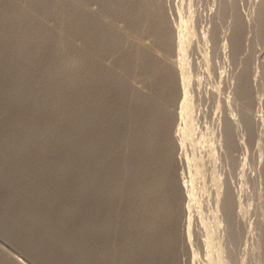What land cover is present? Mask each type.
Listing matches in <instances>:
<instances>
[{"label": "rangeland", "instance_id": "obj_1", "mask_svg": "<svg viewBox=\"0 0 264 264\" xmlns=\"http://www.w3.org/2000/svg\"><path fill=\"white\" fill-rule=\"evenodd\" d=\"M136 1L140 2L142 0H0V264H107L102 262L105 260L100 252L101 250L98 247V241L95 235L96 224H99V220L107 214L108 217H111V219H109L111 224L114 223L113 228L117 232H115L116 235H118H115V237L118 241H121H119V243L121 245L123 244L126 249L128 247L126 245H129V250H136L134 258H128L124 264H180L181 262V264H193L195 261L196 264H237V261L238 264H264V26H262L263 28L259 26L260 31H258L259 7L262 4L264 5V0H251L250 2H248L249 0H238V4L245 6L246 8L239 10L241 20L244 22L239 30L242 37H236L234 39L239 41V45H241L242 51L240 49L241 53H239V55L242 53L244 54H242V57L239 56L236 60L230 54L232 48L229 49V47L232 46V44H230L232 41H229L232 39L229 38H232V31L235 28V22L237 21L235 17L236 11L232 10V12L231 10L216 9L224 0H219L220 3L217 2L218 0H193L189 6L190 9L188 8L189 3L191 2H189V0L188 4L186 0H178V2H176L177 0H166V2L164 0L166 3H164L165 7H171V9L174 10L177 8L176 5H178V9L180 10L183 6V4L181 5L182 1L184 3V7L179 12L176 10L175 13L174 10L171 11L169 8L168 10L167 8H164L163 10L166 15L169 14L168 16H165L166 19L169 18V21L167 22L169 25L171 24V28L173 30L176 28V31H173L176 32L174 34L176 35L175 38H180L182 35L181 32L183 33L181 41L184 40L183 49L187 48V50H184L186 55L182 53L183 50L179 53L176 50L173 56L178 57L173 58L176 61L178 59L177 62L179 65H177L178 67H181V70L182 68L185 69L182 70L183 73L185 75L186 72L188 73L186 77L184 75L185 81L188 79V85L186 84L187 81L184 82V86L186 84L185 89L187 90V98L178 100V98H176L174 94H171V92L167 93V100L170 101H167V103L169 102L168 104L170 105L167 104L166 106L168 108L171 106V109L167 108L166 113L168 112L169 114L165 113L166 116L162 114L157 116L158 119L156 118V122L153 126L155 129L152 127L153 129H150L147 133V136L150 135V138H147L144 135L143 127L135 131L136 127H134L133 115L130 110L129 84L131 71L130 67H128L130 66L128 56L129 42L133 39L131 36L133 33L131 32L135 26V31L138 33H140L138 30L141 29L139 27L141 22L139 24L134 22L132 17L134 13L133 10L135 11V8L138 10V7L142 5V3H137ZM209 1L213 4L209 3ZM173 3V7L175 6L174 8L172 7ZM210 4H212V6ZM253 4L255 5L253 6ZM85 8L88 9L86 10ZM187 10H189V12ZM218 10L221 14H219ZM228 11L232 13L231 15L228 13V16L230 15L229 17L226 16ZM84 13L86 15H84ZM179 13L184 17L182 18ZM179 17L182 19L180 20ZM182 20H184V22L181 23ZM172 21L176 22L171 23ZM177 21L178 25L176 24ZM216 21L218 22L217 27L214 26ZM183 24H185V26ZM248 24L252 27L250 31L248 30L250 27ZM181 27L183 28V31H180L182 30ZM211 27L216 30L214 31ZM131 28L132 30H130ZM211 29L212 31H210ZM218 29H221L222 31H219ZM213 31L216 35L219 32H222V36H220L219 33V35H217L218 39H214L216 35H213ZM141 33L139 37H146L144 34H142V36ZM212 35L213 37H211ZM85 37L87 38V41L91 40L89 45L90 48L94 45V41L92 40H96L98 37L100 38L97 47H99V52L102 55L100 56V59H103L98 60L97 68L93 67L94 70L92 71L95 73L91 71L89 74V77L95 83L88 78L87 74H85L86 70L84 73V69H86L88 64L91 65L92 61V59H90L86 64L83 60ZM155 37L156 36L153 35L149 37L147 36L148 39H144L143 45L145 44L147 48L155 47L153 46V44L155 45ZM220 37L222 43L218 41ZM88 38L90 40H88ZM210 40L211 42H214L215 45L219 42V44H226V42L224 43L223 41L228 40L226 44V47L228 46V48H226V50L227 54L229 53L230 56L229 54L226 55V57L221 55L220 58L218 45H213ZM190 43H195L194 45H196L197 48L193 44L190 46ZM199 44L202 47H200ZM193 46L198 50L202 48L201 52L200 50L192 49ZM214 46L217 47V49ZM193 50L195 52H192ZM160 53L162 56L163 51L159 50V56ZM216 53L217 55H214ZM199 56L202 59H200ZM203 56L206 58V61ZM219 58L220 60L222 59L220 61L221 63L219 62ZM229 59L233 60L230 61ZM109 61H111V63ZM233 61L236 64L238 63V66L234 64L235 70L232 67ZM180 62H182L181 65ZM245 63L246 66L250 63L247 66V69H250L251 66L252 69L250 70V73H252V71L254 73H252V76L254 78L258 76V79L256 78L257 81L255 79L256 82H254L255 86H252L251 97L259 96L263 99L261 105L258 106L257 104H252L249 107V114H252V119L250 118L251 120L249 119L250 121L248 122L242 119L244 118L242 111L243 101L241 102L240 100H237L236 79L237 76L246 69ZM109 64L111 68L110 66L108 68ZM215 64L218 67H216ZM226 64L229 66L227 67ZM196 66H198L200 71ZM219 66L221 68L220 70L218 69ZM241 66L244 67L242 68ZM207 68L209 71L206 70ZM106 69L108 70L106 71ZM236 71L237 73L235 74ZM189 74H191L193 79H191ZM100 75H102V77H100ZM99 77L102 79H99ZM85 78L88 79H86L87 82H85ZM209 79L212 81H209ZM137 81L135 83H137L138 86H142H139L140 88H143V90L146 89L145 91L148 90L149 83L145 77L139 78ZM142 82L143 84H141ZM85 83L87 85H85ZM207 85L208 90H206ZM187 86L189 90L187 89ZM87 88H89L90 91ZM188 92L192 95L190 94L191 96H189ZM95 93H97L96 96H93ZM174 97L175 99H172ZM182 100L184 101L182 102ZM210 100H213V102ZM176 102H178L177 105L175 104ZM179 103L182 105L184 103V109ZM189 103H192V105ZM217 103H219V105ZM172 107L174 108L173 110ZM185 107L188 109H185ZM182 109L184 110V113L181 111ZM190 109H192V111H189ZM228 111L239 120L237 121L236 140L240 148H237L236 151L233 152V154L235 153L234 155L227 148V137L225 128H223V121L225 122L224 116ZM188 112H191V116ZM253 114L261 115L262 118H260L261 116H259V118L263 122H261V120L259 122L257 121L258 123L256 120L254 121L252 117ZM198 116L199 118L196 120V117ZM216 116H218L217 119ZM159 117L161 118L159 119ZM163 117H168L167 119L169 121ZM172 117L174 118L172 119ZM191 117L194 119L192 120ZM157 120H159V123ZM243 120L245 123H239ZM182 121L184 123L183 125ZM190 121H193V123ZM194 122L197 123V125ZM221 123L223 124L221 125ZM161 124L166 125L163 126ZM189 124L190 126H188ZM191 124L193 129H191ZM217 124L220 125L221 129ZM250 125L253 129L248 127ZM156 127H158L157 130L160 129L157 131ZM176 127H178V129ZM189 127L191 128L189 129ZM168 128H171L172 130H169ZM179 128L181 129L180 131H178ZM244 128H248V131L246 129L243 131ZM162 129H164V131H162ZM175 129L176 131H173ZM166 130H168L169 133ZM185 130L188 137L186 136L185 138L187 139L184 138V140H182L185 136V133L183 134L182 132H185ZM135 132L141 134L140 137L137 138L138 142L134 136ZM172 132L176 134L175 140L181 139L180 141H183L180 142L177 140V145H179L177 147L173 145L174 137L172 138L171 136ZM170 133L171 135H169ZM177 133L179 134L177 135ZM182 134L184 136H182ZM166 138L168 141H165ZM162 139L164 143L162 142ZM147 140L148 144H150L146 155L143 148H140L139 145L141 144V141L144 144ZM185 141L186 145L184 143ZM179 142L183 144H179ZM136 144L137 148L135 147ZM190 145L193 149L190 148ZM213 145L215 146V149H212V147H214ZM185 148L187 149L186 152L184 151ZM180 149H182V151ZM213 150H215V152ZM190 151L192 154L195 153V156L192 155ZM181 152L182 154H180ZM170 153L172 154L171 156ZM208 153L209 155L211 153L214 154H211L210 156L211 159L213 156L214 160L207 158L209 156ZM178 154L181 156L177 157L176 155ZM187 154V157L190 158H185V155ZM173 155H175L178 160L173 157ZM144 157L151 158L152 160L150 162H153L151 163V168L153 167L152 171L149 173V170H151L150 168L147 173L150 174L151 177L153 174V176H155L158 173L157 177H152L153 179L148 175L149 178L145 177L146 181L148 179L156 180L160 175L161 177L159 176L156 183L162 185L159 187L158 184L157 187L162 190L166 189L164 191L166 196L169 194L170 189L168 203L165 204L164 207L162 205L163 208H159V212L156 211L158 208H154V210H152L153 212L150 213L151 216L147 215L146 210L149 211L150 208L153 209L152 207L156 204L155 201L157 199H154L153 205L149 202L151 206L143 208L145 197L142 192L144 186L142 183V166L140 165H142ZM179 158H181L182 161L181 159L179 160ZM193 158L195 160H193ZM186 159L189 161L192 159L190 162H194L191 164L188 160L186 161ZM206 160H208V162ZM185 162L187 163L185 164ZM201 162L203 166L200 164ZM203 162L205 164H203ZM193 164L198 168L195 169L196 167L193 166V168L191 167V170L188 169V166H192ZM212 164L214 165L212 166ZM180 165L188 166L187 169H185L186 166L182 167ZM156 167H159V170H156L158 169ZM153 169L156 170H154V173ZM176 169L182 171L179 170L178 172V176L180 177L177 176ZM193 169L196 172L193 171ZM189 170L190 173H187ZM160 172L161 174H159ZM193 172H195V176ZM196 173L198 178L196 177ZM187 174H191L189 175L190 179L194 182L195 180L197 181L195 183L188 182L191 180ZM185 176L187 178V180H185L186 182L183 180L185 179ZM162 177L167 182H163ZM191 177H195L196 179ZM160 178L162 179V182ZM202 178H204L203 181H201ZM208 179L209 181L214 179V181L209 182ZM146 181L145 183H147ZM215 181L217 186L216 184H213ZM98 182L101 183L99 184ZM168 182H170L169 185ZM177 183L178 185H176ZM181 183L187 185L189 189V198H191L189 199L187 197L188 200L185 198V202L183 200L181 203H184L187 208L190 205V208L186 210V215L188 214L190 217V225L188 226V223H185L183 229L181 226L182 212L180 211V207L178 209L179 204H177L178 199L180 198L179 193L177 194V190H180L178 186ZM170 184L171 186H176L178 189L175 187L173 188V186L171 187ZM190 184L198 185H195V188L193 187L194 185H191L190 188ZM220 184L221 187L219 186ZM163 185H165L166 188ZM210 187L213 189V192ZM192 188L195 191H193ZM217 190L220 192H224L225 190V195H223L222 192H219V195L216 193L218 192ZM173 192L175 197L172 196ZM208 193L211 194L208 195ZM221 194L223 196H221ZM196 195L197 197H195ZM226 195L229 198L230 195H232L234 197L232 198L236 200V202L235 200H232V205L234 207L233 210L234 213L236 212V216L237 212L240 211L241 213H238V216L237 218L235 216V219H239L238 217H240L239 223L241 222L242 225L236 220L234 230L230 221L225 219L227 218L229 220L227 211H224L226 210L224 209V201L227 199ZM219 196L223 197L224 201H222V198ZM196 198H198L199 202ZM214 198L216 201H214ZM217 198L221 199L218 200ZM170 199H172V206L169 203ZM190 200L194 202L192 203ZM215 202L216 205H214ZM235 203H237V205ZM113 204L115 206H113ZM167 205L173 208L170 209ZM213 205L218 207L217 212L221 211L219 212L220 214L216 212V207ZM222 205L224 207H222ZM166 207L167 209H165ZM235 207H237L236 211ZM197 208L198 210H196ZM161 209H163L164 212L163 210L161 211ZM155 211L158 213H155ZM160 211L164 213L165 216L162 215ZM197 211L203 215V218L200 214V216L198 214L194 215ZM159 213L162 216H159ZM165 213L169 214L167 215ZM170 214L173 215L174 219ZM178 214H180L179 217ZM192 214L194 216L191 219ZM215 214L216 217L214 216ZM224 214H226L227 217ZM220 215L224 218L221 216L223 218L221 219V217H219ZM198 216L203 219V223L206 221L209 226H207L205 222L204 225L206 226L204 228V226H202L203 223L201 221V223L199 222L201 219ZM175 221H180V224ZM225 221H227V224ZM147 222L151 223L149 224ZM155 223L156 225H160V227L157 226L156 228ZM172 223H174V226L171 225ZM229 223L231 226L230 228L228 227ZM178 227L179 229H177ZM190 227H193V235ZM138 228L139 231H137ZM146 228H149V230ZM200 228H202V230ZM203 228L204 230L208 228V231H204ZM152 229L160 231H158V233L156 230L152 231ZM229 229L230 231L232 229L230 233L232 236L230 238V234H228L230 232ZM199 230H201V232ZM209 230H211V234H213H209L211 237L207 235L208 232H210ZM136 232L139 233V236ZM149 233H152V236L149 235ZM186 233L187 236L185 235ZM146 234L149 237H147ZM202 235H204L207 240L205 238L203 239ZM188 236L190 238H188ZM207 236H209V238H207ZM143 237L146 241H144ZM200 237L203 241L205 240V243H202L203 241ZM232 237H236L239 240L236 238L234 240ZM211 238H213V240ZM150 239H152V241ZM155 241L158 245H153L156 243ZM208 241L210 244L212 241L213 243L209 246ZM234 241H237L240 245H238L237 242L234 244ZM127 242L129 244H127ZM164 242L165 245L163 244ZM186 242L187 245L185 246ZM94 243H97L96 246H94ZM196 243H198V245ZM235 245L237 248H235ZM183 247L187 248L185 249ZM160 248L165 256L158 252V249ZM154 249H156V251ZM231 249L232 252H230ZM165 251H167V253ZM174 251L178 253L176 254ZM188 252L189 254H187ZM196 252L199 257L196 255ZM124 253L130 256V253L128 252ZM191 254L193 256H190ZM120 255L121 254L119 253V257L123 258V255ZM11 257H13V259ZM186 257H188V262ZM191 259L194 261L191 262Z\"/></svg>", "mask_w": 264, "mask_h": 264}, {"label": "bare ground", "instance_id": "obj_2", "mask_svg": "<svg viewBox=\"0 0 264 264\" xmlns=\"http://www.w3.org/2000/svg\"><path fill=\"white\" fill-rule=\"evenodd\" d=\"M73 1V0H72ZM124 1V0H123ZM131 1V0H130ZM138 1H140V0H138ZM174 1H176V0H174ZM181 1V0H180ZM183 1H185V0H183ZM183 1H182V3H181V5L183 4V6H182V8L184 7V3H183ZM187 1V4H188V0H186ZM191 1V2H190ZM192 1L193 0H189V5H188V8L190 9V5H191V3H192ZM214 1V0H213ZM217 1V0H216ZM231 1V2H230ZM230 1H222L221 3L219 2V0L217 1V2H219L220 4L218 5V7L216 8V9H223V10H235L236 11V26H235V28H234V26H233V33H232V35H231V33L229 32V34L231 35V37L232 38H229V39H232V40H229L227 37V39L229 40V41H232V43L230 42V44H232V46L231 47H229V49L230 48H232L231 49V51H230V54L232 55V57L233 58H235V60L236 59H238L239 58V56H241L242 57V54H244V53H242V54H240L239 55V53H241L240 52V49H241V45H239V41H237V40H234L236 37H242L241 35H240V29H241V27H242V24L244 23L242 20H241V14L239 13V10H241V9H245L246 7L245 6H241L240 4H238V0H230ZM243 1H245V0H243ZM242 1V2H243ZM251 0H249L248 2H250ZM256 1V0H255ZM128 2V1H127ZM137 2V1H136ZM165 2H166V0H165ZM164 2V0H142V1H140V2H137V3H142V5L140 6V7H138V10H136L137 8H135V11L133 10V21L134 22H137L138 24L141 22V24H139L140 26V30L142 31V33H141V31L140 30H138V28H137V30L141 33V35L142 34H144V35H146V37H139L140 36V33H138L137 31H135V28H136V26H135V28L132 30V28L130 29V30H132V32L131 33H133V34H131V36L133 37V39L129 42V65L130 66H128V67H130V71H131V73H130V77H131V79H130V110H131V114L133 115V124H134V127H136L135 128V131H137V130H139L140 128H142L143 127V131H144V135L147 137V138H150L149 136H147V133H148V131L150 130V129H155V127H153L154 126V123L156 122L155 120H156V118H157V116L159 115V114H162V115H164V116H166V114L168 113H166V110H167V104L170 102L169 100H167V97H168V92L170 93L171 92V94H174V96L176 97V98H178V100H181V99H186L187 97H186V89H185V86H186V84L188 83V79H186V81H185V77H186V75L188 74L186 71V75L183 73V71L182 70H185V69H183L182 68V70H181V67L179 68L178 67V59H177V61L174 59V58H176V57H178V56H173L175 53V51L177 50L178 51V53L181 51V50H183L182 51V53H184V50H187V48L186 49H183L184 47H183V41H181V37L183 36V33L181 32V37L180 38H175V36L176 35H174L176 32H173L174 30L171 28V24L169 25V23L167 22V21H169L168 19H166V16H168L169 14H167L166 15V13H164V8H167V7H165V3ZM167 2H169V1H167ZM173 2V1H172ZM171 2V3H172ZM176 2H178V0L176 1ZM248 2H247V4H248ZM80 3V2H79ZM108 3V2H107ZM132 3H134V2H132ZM136 3V4H137ZM165 3V4H164ZM170 3V2H169ZM168 3V4H169ZM186 3V2H185ZM209 3H212V2H210L209 1ZM245 3V2H244ZM256 3V2H255ZM178 4V3H177ZM186 4V5H187ZM213 4V3H212ZM212 4H210L211 6H212ZM216 4V3H215ZM251 4V3H250ZM82 5V4H81ZM113 5V4H112ZM133 5V4H132ZM131 5V6H132ZM140 5V4H139ZM170 5V4H169ZM173 5H174V3L172 4V7H173ZM176 5V4H175ZM185 5V6H186ZM209 5V6H210ZM255 4H253V6H254ZM107 6V5H106ZM117 6V5H116ZM130 6V5H129ZM167 6V5H166ZM177 6V8H176V10H178L177 12H179V11H181V9L179 10L178 9V5H176ZM210 6V7H211ZM252 6V5H251ZM260 6V5H259ZM115 7V6H114ZM128 7V6H127ZM137 7V6H136ZM175 7V6H174ZM173 7V8H174ZM216 7V6H215ZM94 8V7H93ZM129 8V7H128ZM169 8V7H168ZM168 8H167V10H168ZM180 8V7H179ZM209 8V7H208ZM212 8V7H211ZM213 8H214V6H213ZM86 10L88 9V8H85ZM171 9V7L169 8V10ZM259 16H258V28H259V26H264V5L262 4L260 7H259ZM84 10V9H83ZM118 10V9H117ZM128 10V9H127ZM172 10H174V9H171V11ZM176 10H174L175 11V13H176ZM212 10V9H211ZM219 10H218V12H219ZM223 10H221V11H223ZM88 11H90V10H88ZM174 11H173V13H174ZM188 12H189V10H187ZM232 11V12H233ZM243 11V10H242ZM65 12V11H64ZM132 12V11H131ZM223 12H225V11H223ZM168 13H169V11H168ZM171 13V12H170ZM175 13H174V15H175ZM184 13V12H183ZM213 13V12H212ZM211 13V14H212ZM226 13V12H225ZM228 13H230L229 11L227 12V15L226 16H228ZM180 14V13H179ZM219 14H221L220 12H219ZM232 13H230V15H231ZM67 15V14H66ZM84 15H86L85 13H84ZM129 15V14H128ZM166 15V16H165ZM177 15V14H176ZM181 15V14H180ZM179 15V16H180ZM213 15V14H212ZM211 15V16H212ZM215 15V14H214ZM218 15V14H217ZM229 15V16H230ZM108 16V15H107ZM173 16V15H172ZM219 16V15H218ZM223 16H225V15H223ZM222 16V17H223ZM225 16V17H226ZM228 16V17H229ZM127 17V16H126ZM177 17H178V15H177ZM181 17H182V15H181ZM179 17L180 18V20L184 17ZM225 17H223V18H225ZM91 18V17H90ZM89 18V19H90ZM175 18V17H174ZM227 18V17H226ZM93 19H95V18H93ZM111 19V18H110ZM172 19V18H171ZM177 19V18H176ZM218 19V18H217ZM216 19V20H217ZM100 20V19H99ZM128 20V19H127ZM175 20V19H174ZM173 20V21H174ZM188 20V19H187ZM212 20H213V18H212ZM220 20V19H219ZM232 20H233V18H232ZM98 21V20H97ZM104 21V20H103ZM171 22V23H175V22ZM186 21V20H185ZM214 21H215V19H214ZM218 21V20H217ZM216 21V23H215V25L214 26H216L217 27V22ZM83 22V21H82ZM134 22H133V24H134ZM182 22H184V20H182L181 21V23ZM91 23V22H90ZM99 23V22H98ZM97 23V24H98ZM220 23V22H219ZM227 23V22H226ZM69 24V23H68ZM82 24V23H81ZM84 24V23H83ZM93 24V23H92ZM132 24V23H131ZM177 25H178V21H177V23H176ZM222 24V23H221ZM223 24L225 25V23L223 22ZM232 24H233V22H232ZM115 25V24H114ZM137 25V24H136ZM179 25H180V23H179ZM184 26H185V24H183ZM212 25H213V23H212ZM224 25H222V26H224ZM247 25V24H246ZM245 25V26H246ZM249 25V24H248ZM133 26V25H132ZM173 26V25H172ZM176 26V25H175ZM181 26V25H180ZM179 26V27H180ZM183 26V27H184ZM250 26V25H249ZM256 26H257V24H256ZM131 27V26H130ZM137 27H138V25H137ZM177 27V26H176ZM213 27V26H212ZM211 27V28H212ZM218 27H220V26H218ZM225 27V26H224ZM227 27V26H226ZM244 27V26H243ZM80 28V27H79ZM228 28V27H227ZM227 28H225V29H227ZM230 28V27H229ZM250 28V29H249ZM248 28V30L250 31L251 29H252V27L250 26ZM263 28V27H262ZM181 29L182 30H180V31H183V28L181 27ZM214 31L216 30V29H214V28H212ZM212 29L210 30V31H212ZM221 29H224V28H221ZM221 29H218L219 31L221 30ZM232 29V28H231ZM247 29V28H246ZM228 30V29H227ZM242 30H243V28H242ZM244 30H245V28H244ZM247 30V31H248ZM91 31V30H90ZM176 31V30H175ZM178 31V30H177ZM213 31V35H216L215 34V32ZM219 31H217V32H219ZM222 31V30H221ZM230 31V30H229ZM248 31V32H249ZM257 31V30H256ZM258 31H260V28L258 29ZM227 32V31H226ZM78 33V32H77ZM129 33V32H128ZM210 33H212V32H210ZM220 33V36H222L221 35V33L222 32H219ZM219 33L217 34V35H219ZM178 34V33H177ZM227 34V33H226ZM101 35V34H100ZM151 35H153V36H156L155 37V40H154V43H155V45L153 44V46H155V47H146V45L144 44L143 45V41H144V39H146L147 38V36L149 37V36H151ZM213 35L211 36V37H213ZM217 35H216V37H214V39L215 38H217L218 39V37H217ZM225 35V34H224ZM228 35V34H227ZM230 35H229V37H230ZM80 36V35H79ZM120 36V35H119ZM143 36V35H142ZM178 36H179V34H178ZM92 38V37H91ZM226 38H223V39H226ZM93 39V38H92ZM130 39V38H129ZM148 39V38H147ZM88 40H90L89 38H88ZM221 40V37H220V39L218 40V41H220ZM227 40V41H228ZM91 41V40H90ZM90 41H87V38L85 37V43H84V54H83V56H84V61L86 62V64H87V61L88 60H90V59H92V61H91V65H87V67H86V69H84V73H85V70H86V73L85 74H87V76H88V78H90L89 77V74H90V72L92 71V70H94L93 69V67L94 68H97V66H98V60L101 58L100 56H102L101 55V53L99 52V50L100 49H98L99 47H97V44L99 43V41H100V38L98 37V38H96V40L94 39V40H92V41H94V47H93V49H92V47L90 48ZM205 41V40H204ZM215 41H217V40H215ZM227 41H223L224 43L226 42V44H227ZM58 42H60V41H58ZM115 42V41H114ZM128 42V41H127ZM200 42H203V41H200ZM199 42V43H200ZM210 42H211V40H210ZM209 42V43H210ZM221 42V41H220ZM219 42V43H220ZM116 43V42H115ZM114 43V44H115ZM146 43V42H145ZM148 43V42H147ZM149 43H150V41H149ZM196 43V42H195ZM194 43V44H195ZM211 43H213V45H215L214 44V42H211ZM216 43V42H215ZM219 43H216V45H218V50H219V53H220V58H221V55L222 56H224V57H226V55H228L227 54V50H226V48H228V46L226 47V44H219ZM222 43V42H221ZM58 44V43H57ZM64 44V43H63ZM100 44H102V43H100ZM99 44V45H100ZM187 44V43H186ZM191 44V43H190ZM193 44V43H192ZM192 44L190 45V46H192ZM193 44V45H194ZM204 44H207V43H204ZM66 45V44H65ZM105 45V44H104ZM150 45V44H149ZM189 45V44H188ZM187 45V46H188ZM198 45V44H197ZM203 45V44H202ZM215 45V46H216ZM113 46V45H112ZM116 46H117V44H116ZM184 46H186V45H184ZM195 47H196V45H194ZM194 46H193V48L192 49H195L194 48ZM199 46H200V44H199ZM207 46V45H206ZM214 46V47H215ZM59 47V46H58ZM200 47H202V46H200ZM200 47H198V48H200ZM205 47V46H204ZM149 48H151V49H149ZM197 48V47H196ZM216 49H217V47H215ZM113 49H114V47H113ZM188 49H189V47H188ZM191 49V50H192ZM202 49V48H201ZM201 49H199L200 50V52H201ZM214 49V48H213ZM81 50V49H80ZM101 50H103V49H101ZM108 50V49H107ZM115 50V49H114ZM159 50H161V51H163V55L161 56V53H160V56H159ZM195 50H198V49H195ZM198 50V51H199ZM215 50V49H214ZM113 51V50H112ZM189 51V50H188ZM188 51H185V52H188ZM216 51V50H215ZM214 51V52H215ZM241 51H242V49H241ZM192 52H195L194 50L192 51ZM245 52V51H244ZM100 53V54H99ZM196 53H198V52H196ZM213 53V52H212ZM81 54V53H80ZM185 54V53H184ZM184 54H182V55H184ZM194 54V53H193ZM201 54V53H200ZM230 54H229V56H230ZM186 55V54H185ZM191 55V54H190ZM195 55V54H194ZM193 55V56H194ZM203 55V54H202ZM202 55H201V57H202ZM214 55H217V53L216 54H214ZM213 55V56H214ZM80 56V55H79ZM82 56V57H83ZM111 56V55H110ZM113 56V55H112ZM196 56H198V55H196ZM245 56V55H244ZM174 57V58H173ZM179 57H181V56H179ZM204 57V56H203ZM194 58V57H193ZM199 58H200V56H199ZM218 58V57H217ZM220 58H219V62L222 60H220ZM229 58V57H228ZM245 58V57H244ZM76 59V58H75ZM103 59V58H102ZM102 59H100V60H102ZM196 59H198V58H196ZM200 59H202V58H200ZM199 59V60H200ZM206 58L204 57V60H205ZM216 59V58H215ZM226 59V58H225ZM230 59H231V57H230ZM229 59V60H230ZM246 59V58H245ZM250 59V58H249ZM82 60V61H83ZM108 60V59H107ZM110 60V59H109ZM194 60V59H193ZM214 60V59H213ZM233 60V59H232ZM232 60H230V61H232ZM240 60V59H239ZM239 60H237V61H239ZM74 61V60H73ZM81 61V62H82ZM106 61V60H105ZM181 61V60H180ZM200 61H202V60H200ZM199 61V62H200ZM206 61V60H205ZM226 61V60H225ZM224 61V62H225ZM229 61V62H230ZM247 61V60H246ZM104 62V61H103ZM102 62V63H103ZM110 63H111V61H109ZM193 62V61H192ZM195 62V61H194ZM198 62V61H197ZM203 62V61H202ZM223 62V61H222ZM228 62V61H227ZM236 62V61H235ZM243 62V61H242ZM248 62V61H247ZM250 62V61H249ZM128 63V62H127ZM181 63L182 62H180V65H181ZM196 63V62H195ZM206 63V62H205ZM215 63H217V62H215ZM221 63V62H220ZM240 63V62H239ZM101 64V63H100ZM178 64V65H177ZM223 64V63H222ZM229 64V63H228ZM232 64V63H231ZM234 64H236V63H234V61H233V69H234ZM238 64V63H237ZM236 64V66H238ZM242 64V63H241ZM250 64V63H249ZM248 64V65H249ZM83 65V64H82ZM198 65V64H197ZM200 65V64H199ZM208 65V64H207ZM227 65V64H226ZM230 65V64H229ZM229 65H227V67L229 66ZM243 65V64H242ZM247 65V66H248ZM83 66H85V65H83ZM99 66H101V65H99ZM104 66H106V65H104ZM103 66V67H104ZM109 66H110V64L108 65V68H109ZM194 66H195V64H194ZM205 66V65H204ZM215 66H216V64H215ZM235 66V67H236ZM239 66H240V64H239ZM245 66H246V63H245ZM247 66H246V69L245 70H243V72L241 73V72H239V73H241V74H239V76H237V100H240L241 102L243 101V117L244 118H242V119H244L246 122H248V121H250L252 118H251V113L249 114V107L252 105V104H257L258 106L259 105H261L262 103V98L261 97H251V89H252V86L254 87L255 86V84H254V82H256L257 81V77L258 76H256V74H255V76H256V78H254L253 76H252V73H253V71H252V73H250V70L252 69L251 68V66H250V69L248 70L247 69ZM102 67V66H101ZM193 67V66H192ZM197 68H198V66H196ZM199 67H201V66H199ZM203 67V66H202ZM216 67H218V66H216ZM222 67V66H221ZM223 67H224V65H223ZM227 67L225 66V68L227 69ZM242 67V66H241ZM240 67V68H241ZM244 67V66H243ZM242 67V68H243ZM110 68H111V66H110ZM230 68V67H229ZM237 68V67H236ZM239 68V67H238ZM82 69V68H81ZM100 69V68H99ZM98 69V70H99ZM103 69V68H102ZM219 70L221 69L220 68V66H219V68H218ZM226 69H224V70H226ZM108 69H106V71H107ZM110 70V69H109ZM198 70L200 71V69L198 68ZM207 71H209L208 70V68L206 69ZM206 70H204V71H206ZM235 70V69H234ZM233 70V71H234ZM257 70V69H256ZM255 70V71H256ZM100 71V70H99ZM129 71V72H130ZM197 71V70H196ZM239 71V70H238ZM83 72V71H82ZM93 72V71H92ZM105 72V71H104ZM257 72V71H256ZM255 72V73H256ZM83 73V74H84ZM93 73H95V72H93ZM97 73V72H96ZM109 73V72H108ZM180 73V74H179ZM198 73V72H197ZM206 73V72H205ZM207 73H210V72H207ZM237 73V71L235 72V74ZM99 74V73H98ZM106 74V73H105ZM201 74V73H200ZM254 74V73H253ZM97 75V74H96ZM184 75H185V77H184ZM190 76H191V74H189ZM202 75H203V73H202ZM206 75V74H205ZM204 75V76H205ZM258 75V74H257ZM91 76V75H90ZM189 76V77H190ZM236 76V75H235ZM260 76V75H259ZM83 77H84V75H83ZM92 77V76H91ZM100 77H102V75H100ZM99 77V79H102V78H100ZM143 77H145L146 78V80H147V82L149 83V85H148V90L147 91H145V90H143V88H140V87H142V86H138L137 85V83H135L136 81H137V79H139V78H143ZM188 77V78H189ZM205 77H207V76H205ZM205 77H203V78H205ZM210 77H211V75H210ZM81 79V78H80ZM87 78H85V80H86ZM91 79V78H90ZM191 79H193V77L191 76ZM255 79H256V81H255ZM83 80V79H82ZM81 80V81H82ZM88 80V79H87ZM87 80L85 81V82H87ZM92 80V79H91ZM93 81V80H92ZM96 81V80H95ZM100 81V80H99ZM209 81H212L211 79H209ZM91 82V81H90ZM94 82V81H93ZM97 82V81H96ZM128 82H129V80H128ZM138 82V81H137ZM144 82V81H143ZM143 82L141 83V84H143ZM184 82H186V84H185V86H184ZM206 82V81H205ZM95 83V82H94ZM99 83V82H98ZM190 83V82H189ZM207 83V82H206ZM194 84H196V83H194ZM85 85H87L86 83H85ZM84 85V86H85ZM90 85H93V84H90ZM128 85V86H129ZM188 85V84H187ZM192 85V84H191ZM184 86V87H183ZM193 86V85H192ZM191 86V87H192ZM89 87V86H88ZM190 87V86H189ZM98 88H99V86H98ZM85 89H86V87H85ZM85 89H83V90H85ZM87 89H89V88H87ZM94 89H96V88H94ZM93 89V90H94ZM187 89L189 90V88H188V86H187ZM193 89V88H192ZM191 89V90H192ZM206 90H208V85H207V89ZM210 90V89H209ZM89 91H90V89H89ZM92 91V90H91ZM95 91H97V90H95ZM101 91V90H100ZM213 91V90H212ZM211 91V92H212ZM190 92V91H189ZM188 92V93H189ZM192 92V91H191ZM91 93V92H90ZM93 93V92H92ZM209 93V92H208ZM87 94V93H86ZM96 94L97 93H95V95H93V96H96ZM191 93H189L188 95L189 96H191L190 95ZM214 94V93H213ZM100 95H102V94H100ZM187 95V96H188ZM205 95H206V92H205ZM88 96V95H87ZM172 96V95H171ZM84 97H85V95H84ZM91 97V96H90ZM175 97L174 98H172V99H175ZM205 97H207V96H205ZM208 97H209V95H208ZM207 97V98H208ZM211 97H212V95H211ZM214 97H215V95H214ZM92 98H94V97H92ZM96 98V97H95ZM189 98V97H188ZM207 98H205V99H207ZM171 99V98H170ZM193 99V98H192ZM210 99V98H209ZM90 100V99H89ZM93 100V99H92ZM98 100V99H97ZM177 100V101H178ZM189 102H191L190 100H191V98H190V100L189 99H187ZM214 100H215V98H214ZM167 101H169L168 103H167ZM184 100H182V102H183ZM211 101V100H210ZM179 102V101H178ZM178 102H176L175 104L177 105V103ZM208 102V101H207ZM211 102H213V100L211 101ZM188 103V102H187ZM186 103V104H187ZM210 103V102H209ZM175 104H173V105H175ZM181 103H179V105H180ZM189 104H191L192 105V103H189ZM218 105H219V103H217ZM238 104H240V103H238ZM88 105V104H87ZM168 105H170V104H168ZM172 105V106H173ZM182 105V104H181ZM183 105H184V103H183ZM182 105V106H183ZM190 105V106H191ZM213 105V104H212ZM211 105V106H212ZM241 105V104H240ZM182 106H180V107H182ZM189 106V105H188ZM187 106V107H188ZM239 106V105H238ZM88 107V106H87ZM171 107V106H170ZM169 107V108H170ZM174 107V106H173ZM172 107V110L174 109ZM178 107V106H177ZM218 107V106H217ZM168 108V109H169ZM176 108V107H175ZM241 108V107H240ZM171 109V108H170ZM183 109H184V106H183ZM181 110L183 113H184V110ZM185 109H188V108H186L185 107ZM175 110H178V109H175ZM180 111V112H181ZM189 111H192V109H190ZM94 112V111H93ZM186 112V111H185ZM216 112H218V111H216ZM216 112H214V113H216ZM258 112V111H257ZM87 113V112H86ZM97 113V112H96ZM166 113V114H165ZM171 113H173V112H171ZM174 113H175V111H174ZM189 114L191 113V112H188ZM219 113V112H218ZM217 113V114H218ZM169 114V113H168ZM181 114V113H180ZM186 114H187V112H186ZM92 115V114H91ZM97 115V114H96ZM161 115V116H162ZM171 115V114H170ZM169 115V116H170ZM183 115V114H182ZM240 115V114H239ZM89 116V115H88ZM93 116V115H92ZM94 116H95V114H94ZM173 116V115H172ZM188 116V115H187ZM186 116V117H187ZM190 116H191V114H190ZM196 116V115H195ZM214 116H215V114H214ZM238 116V115H237ZM259 116H261V115H258V114H253V120L255 121L256 120V122L258 121H260L261 119L260 118H262V116L259 118ZM97 117V116H96ZM95 117V118H96ZM178 117H180V116H178ZM182 117V116H181ZM186 117H183V118H186ZM225 122L223 121V123H224V125H223V128H225V132H226V137H227V148L229 149V151L233 154V152L234 151H236V149L237 148H240V146H239V144H238V142H237V140H236V129H237V126H238V122L237 121H239V120H237V118L235 117V116H233V114L232 113H230L229 111L225 114ZM239 117V116H238ZM94 118V117H93ZM161 117H159V119H160ZM163 118H166V117H163ZM168 118V117H167ZM166 118V119H167ZM171 118V117H170ZM174 117H172V119H173ZM192 118V117H191ZM197 118V119H196ZM195 119L196 120H198V118H199V116L198 117H196ZM213 118V117H212ZM215 118V117H214ZM218 118V116H216V119ZM251 118V119H250ZM158 119V118H157ZM182 119V118H181ZM194 118H192V120H193ZM250 119V120H249ZM97 120V119H96ZM168 120V119H167ZM175 120H176V118H175ZM196 120H194V121H196ZM209 120V119H208ZM214 120V119H213ZM223 120H224V118H223ZM241 121V122H239V123H242V122H244L245 123V121ZM161 121V120H160ZM165 121V120H164ZM163 121V122H164ZM169 121V120H168ZM173 121V120H172ZM183 121H184V119H183ZM183 121H182V125L184 124L183 123ZM187 121H188V118H187ZM222 121V120H221ZM157 122L159 123V120H157ZM167 122V121H166ZM174 122V121H173ZM178 122V121H177ZM176 122V123H177ZM179 122H181V121H179ZM190 122H192L193 123V121H190ZM197 122V121H196ZM220 122V121H219ZM251 122H253V121H251ZM257 122V123H258ZM261 122H263L262 120H261ZM165 123V122H164ZM172 123V122H171ZM170 123V124H171ZM188 123H189V121H188ZM187 123V124H188ZM195 123V122H194ZM218 123V122H217ZM223 123H221V125L223 124ZM181 124V123H180ZM185 124H186V120H185ZM196 125H197V123H195ZM250 124V123H249ZM254 124H256V123H254ZM156 125H158V124H156ZM161 125H163V124H161ZM161 125H160V128H161ZM166 125V124H165ZM165 125H163V126H165ZM168 125V124H167ZM172 125H173V123H172ZM194 125V124H193ZM217 125H219V124H217ZM248 125V124H247ZM251 125H253V124H251ZM251 125L250 126H248V127H250V129L252 128L251 127ZM257 125V124H256ZM94 126V125H93ZM181 126V125H180ZM180 126H178V127H180ZM185 126V125H184ZM188 126H190V124L188 125ZM264 126V125H263ZM95 127V126H94ZM153 127V128H152ZM159 127V126H158ZM158 127H156V130H157V128ZM178 127H176L177 129H178ZM182 127V126H181ZM180 127V128H181ZM187 127V126H186ZM191 127H192V124H191ZM191 127H189V129L191 128ZM246 127V126H245ZM254 127V126H253ZM259 127V126H258ZM108 128V127H107ZM159 128V129H160ZM171 128H173V127H171ZM170 128V129H171ZM179 128V130L178 131H180L181 129ZM195 128V127H194ZM219 128L221 129V127H220V125H219ZM240 128V127H239ZM158 129V130H159ZM165 129H167V128H165ZM169 129V128H168ZM169 129V130H170ZM191 129H193V127L191 128ZM242 129H243V127H242ZM245 129L246 128H244V130L243 131H245ZM248 129V128H247ZM246 129V130H247ZM253 129V128H252ZM157 130V131H158ZM172 130V129H171ZM183 130V129H182ZM186 130H187V128H186ZM186 130H185V132H182L183 134L185 133V136L182 134V136H184L183 137V139L182 140H184V138L187 136L186 135ZM239 130V129H238ZM162 131H164V129H162ZM162 131H160V132H162ZM167 132H168V130H166ZM173 131H176V129L175 130H173ZM192 131V130H191ZM241 131V130H240ZM248 131V130H247ZM107 132V131H106ZM190 132V131H189ZM193 132V131H192ZM191 132V133H192ZM219 132V131H218ZM251 132V131H250ZM96 133V132H95ZM158 133V132H157ZM169 133V132H168ZM249 133V132H248ZM97 134V133H96ZM105 134V133H104ZM159 134V133H158ZM163 134V133H162ZM179 133H177V135H178ZM188 134V133H187ZM263 134V133H262ZM140 133L139 132H135L134 133V136H135V138H136V141L138 142V140H137V138L138 137H140ZM160 135V134H159ZM169 135H171V133L169 134ZM175 135L176 134H174L173 132H172V138L174 137V141H173V145L174 146H179V145H177V140H175ZM189 135V134H188ZM161 136H163V135H161ZM167 136V135H166ZM165 136V137H166ZM181 136V137H182ZM250 136V135H249ZM251 136H253V135H251ZM264 136V135H263ZM96 137H97V135H96ZM157 137V136H156ZM155 137V138H156ZM164 137V138H165ZM188 137V136H187ZM161 138V137H160ZM179 138H180V136H179ZM99 139H101V138H99ZM170 139V138H169ZM185 139H187V138H185ZM168 141V139L166 138L165 139V141ZM173 140V139H172ZM171 140V141H172ZM181 140V139H180ZM180 140H178V141H180ZM262 140V139H261ZM187 141H190V140H187ZM154 142V141H153ZM156 142V141H155ZM162 142H163V139H162ZM161 142V143H162ZM180 142H183V141H180ZM179 142V144H183V143H180ZM191 142H192V140H191ZM157 143V142H156ZM164 143V142H163ZM162 143V144H163ZM168 143V142H167ZM169 143H171V142H169ZM185 143V145H186V141L184 142ZM138 144V143H137ZM137 144H136V148H137ZM150 144V143H149ZM149 144H148V140L143 144V142L141 141V144L139 145L140 146V148H143V151L145 152V154L147 155V150L149 149ZM176 144V145H175ZM143 145H144V147H143ZM164 145V144H163ZM167 145V144H166ZM172 145V144H171ZM104 146V145H103ZM152 146V145H151ZM165 146V145H164ZM180 146H182V145H180ZM212 146V145H211ZM214 146V145H213ZM238 146V147H237ZM175 147V148H176ZM184 147V146H183ZM170 148H171V146H170ZM173 148V147H172ZM174 148V149H175ZM179 148H181V147H179ZM187 148V147H186ZM185 148V152H186V149ZM190 148H192L193 149V147H191V145H190ZM189 148V149H190ZM211 148V147H210ZM215 149V146L214 147H212V149ZM111 149V148H110ZM151 149H152V147H151ZM104 150V149H103ZM153 150V149H152ZM171 150V149H170ZM170 150H167V151H170ZM177 150V149H176ZM181 151H182V149H180ZM227 150V149H226ZM156 151V150H155ZM165 151V150H164ZM175 151V150H174ZM173 151V152H174ZM178 151H179V149H178ZM183 151V152H184ZM214 152H215V150H213ZM212 151V152H213ZM150 152V151H149ZM209 152H211V151H209ZM218 152V151H217ZM172 153V152H171ZM170 153V156L173 154H171ZM175 153H178V152H175ZM190 153H191V151H190ZM110 154V153H109ZM167 154H168V152H167ZM180 154H182V152L180 153ZM184 154V153H183ZM188 154H189V152H188ZM188 154L187 155H185L186 157L185 158H190V157H187L188 156ZM192 154V153H191ZM195 153H193L192 155H194ZM207 154V153H206ZM211 154H213V153H211ZM211 154L209 155V153H208V157L207 158H210V156H211ZM216 154V153H215ZM235 154V153H234ZM233 154V155H234ZM190 155V154H189ZM214 155V154H213ZM160 156V155H159ZM168 156V155H167ZM177 157L179 156V154L178 155H176ZM175 155H173V157H175L176 159H177V157H176ZM181 156V155H180ZM179 156V157H180ZM184 156V155H183ZM195 156V155H194ZM193 156V157H194ZM207 156V155H206ZM236 156V155H235ZM152 157V156H151ZM155 157V156H154ZM173 157H172V159H173ZM192 157V156H191ZM215 157V156H214ZM234 157V156H233ZM236 157H238V156H236ZM183 158V157H182ZM197 158V157H196ZM206 158V159H207ZM171 159V160H172ZM176 159H175V161H176ZM181 158H179V160H180ZM211 159V158H210ZM210 159H209V161H210ZM212 159L214 160V158H213V156H212ZM211 159V160H212ZM233 159V158H232ZM152 159L150 158H147V157H144L143 158V160H142V165H140V166H142V168H141V170H142V180H143V186H144V190H142V192H143V196L145 197L144 198V200H145V202L143 203L144 205H143V208H148L149 206H151V204H149V202L150 203H152V205L154 204V199L156 200L155 202H156V204L152 207L153 209H151L150 208V212L148 211V210H146V213H147V215H149V216H151L150 215V213H152L153 211L152 210H154V208H158L156 211H158L159 212V208H163L164 207V205L165 204H167L168 202V197L170 196L169 194H170V186H171V184H170V186H169V188H167V189H169V194L166 196L165 195V193H164V191L166 190H162V189H160L159 187H161V185H160V183H156V180L159 178V176H158V178L156 179V180H152L153 178L152 177H154L155 178V176L157 177V175H158V173H157V175H155V176H153L152 175V177H151V175L150 174H148L147 172H148V170L151 168V163H153V162H150ZM158 160V159H157ZM174 160V159H173ZM172 160V161H173ZM178 160V159H177ZM183 160H184V158H183ZM188 159H186V161H187ZM192 160V159H191ZM190 160V161H191ZM193 160H195L194 158H193ZM238 160V159H237ZM236 160V161H237ZM160 161V160H159ZM181 161H182V159H181ZM189 160H188V162H190ZM197 161V160H196ZM203 161V160H202ZM207 162H208V160H206ZM216 161V160H215ZM235 161V160H234ZM233 161V162H234ZM184 162V161H183ZM194 162V161H193ZM192 162V163H193ZM212 162V161H211ZM165 163V162H164ZM178 163V162H177ZM187 162H185V164H186ZM191 163V162H190ZM189 163V164H190ZM191 163V164H192ZM195 163H197V162H195ZM194 163V164H195ZM212 163H214V162H212ZM236 163V162H235ZM238 163V162H237ZM159 164V163H158ZM181 164V163H180ZM192 165V166H188V165H183L184 167L186 166V168L185 169H187V166H188V169H190L191 170V167L193 168V166H195L196 167V165ZM201 165H202V162L200 163ZM203 164H205L204 162H203ZM207 164H209V163H207ZM211 164V163H210ZM178 165V164H177ZM214 164H212V166H213ZM116 166V165H115ZM143 166H144V168H143ZM159 166V165H158ZM179 166V165H178ZM180 166H182V165H180ZM182 166V167H183ZM203 166V165H202ZM235 166H236V164H235ZM238 166H239V164H238ZM99 167V166H98ZM190 167V168H189ZM206 167V166H205ZM210 167H211V165H210ZM209 167V168H210ZM237 167V166H236ZM153 168V167H152ZM152 168H151V170H149V173H150V171H152ZM156 168H158V169H156ZM155 169L156 170H159V167H156ZM166 168V167H165ZM164 168V169H165ZM198 167H196L195 169H197ZM243 168V167H242ZM257 168V167H256ZM155 169H153V173H154V170ZM163 169V170H164ZM184 169V170H185ZM244 169V168H243ZM155 170V171H156ZM177 170V176H178V172H179V170L180 169H176ZM190 170H189V172H187V173H190ZM165 171V170H164ZM181 171V170H180ZM193 171H195L194 169H193ZM182 172V171H181ZM184 172V171H183ZM192 172V171H191ZM196 172V171H195ZM195 172H193L194 173V176H195ZM197 172H198V170H197ZM210 172H211V170H210ZM243 172V171H242ZM102 173V172H101ZM174 173V172H173ZM159 174H161V172L159 173ZM184 174H185V172H184ZM214 174H215V172H214ZM113 175V174H112ZM148 175H150V177L152 178V179H148L147 181H146V178H149L148 177ZM186 175V174H185ZM188 175V174H187ZM189 175H191V174H189ZM188 175V177H189V179H190V176ZM107 176V175H106ZM174 176V175H173ZM193 176V175H192ZM146 177V178H145ZM161 177V176H160ZM165 177H166V175H165ZM169 177V176H168ZM178 177H180V176H178ZM182 177V176H181ZM196 177L198 178V176H197V173H196ZM204 177V176H203ZM113 178H114V176H113ZM184 178V177H183ZM191 178H193V177H191ZM195 178V177H194ZM193 178V179H194ZM212 178H214V177H212ZM161 179V178H160ZM162 179H163V177H162ZM162 179H161V182H162ZM166 179H167V177H166ZM174 179V178H173ZM173 179H172V181H173ZM182 179V178H181ZM196 179V178H195ZM203 179L204 178H202V180L201 181H203ZM206 179V178H205ZM175 180H179V179H175ZM184 181L185 180H187V178H186V176H185V179H183ZM191 181H188V182H194L192 179H190ZM216 180V179H215ZM145 181L147 182V183H145ZM160 181V180H159ZM165 180L163 179V182H164ZM197 180H195V182H196ZM207 181V180H206ZM208 181H209V179H208ZM214 181V179L212 180V181H209V182H213ZM104 182V181H103ZM165 182H167V181H165ZM178 182V181H177ZM186 182V181H185ZM194 182V183H195ZM199 182V181H198ZM197 182V183H198ZM205 182V181H204ZM204 182H203V184H204ZM209 182H207V183H209ZM99 183V182H98ZM101 183V182H100ZM99 183V184H100ZM107 183V182H106ZM169 183L170 182H168V185H169ZM182 183H184V182H182ZM180 184L179 186H178V188H180V190L178 191L177 189V187L176 186H173V188L175 187V188H177V189H175V190H177V194L179 193V199H178V202H177V204H179L178 205V209H179V207H180V211L182 212L181 213V226H182V229H183V225H185V223H188V226L190 225V217L188 216V214L186 215V210L187 209H189L190 208V205H189V207L187 208V206H185V204L183 203V204H181L182 203V201L184 200V202H185V198H189V189H188V187H187V185H185V184ZM220 183V182H219ZM159 184V187H157V185ZM164 184H166V183H164ZM175 184V183H174ZM187 184V183H186ZM199 184V183H198ZM197 184V185H198ZM206 184V183H205ZM211 184V183H210ZM213 184H216V181L213 183ZM176 185H178V183L176 184ZM189 185V184H188ZM191 185L192 184H190V188H191ZM194 185V186H193ZM192 186L195 188V185L196 184H193ZM196 185V186H197ZM165 188H166V186L165 185H163ZM171 186V187H172ZM214 187H216L217 186V184H216V186L215 185H213ZM212 186V187H213ZM220 187H221V184L219 185ZM100 188V187H99ZM104 188V187H103ZM198 188V187H197ZM199 188H201V187H199ZM211 188V187H210ZM217 188H219V187H217ZM109 189V188H108ZM193 189V188H192ZM202 189V188H201ZM212 189V188H211ZM223 189V188H222ZM174 190V189H173ZM208 190H210V189H208ZM215 190V189H214ZM193 191H195L194 189H193ZM196 191H197V189H196ZM218 191V190H217ZM167 192V191H166ZM172 192V191H171ZM191 192V191H190ZM209 192H211V191H209ZM212 192H213V189H212ZM216 192V191H215ZM220 191H218V192H216V193H218L219 195H220V193L222 192H220ZM103 193V192H102ZM223 193V195H225L224 193H225V190H224V192H222ZM229 193V192H228ZM113 194V193H112ZM176 194V195H177ZM197 194V193H196ZM209 194H211V193H208V195ZM99 195V194H98ZM193 195H195V194H193ZM214 195H215V193H214ZM214 195H211V196H214ZM222 194H221V196H223ZM234 195V194H233ZM111 196V195H110ZM172 196H174V192H173V195ZM178 196V195H177ZM221 196H219V197H221ZM227 196V195H226ZM228 196H229V194H228ZM227 196V199L226 198H224V199H226L225 201L223 200V197H221L222 198V201H224L225 202V208L224 209H226V210H224V211H227V215H228V217H229V220L227 219V218H225L227 221H230V223H231V225L233 226L232 228H233V230H234V225H236V220H238V223H239V219H240V217H238L239 219H235V216H236V212L234 213V207H233V205H232V203H233V201L232 200H235V199H233L234 197L232 196V195H230V198ZM235 196V195H234ZM100 197V196H99ZM175 197V196H174ZM195 197H197V195L195 196ZM218 197V196H217ZM233 197V198H232ZM100 198H102V197H100ZM170 198H173V197H170ZM177 198V197H176ZM188 198H187V200H188ZM221 198H217L218 200L219 199H221ZM111 199V198H110ZM189 199H191V198H189ZM197 199V201H198V198H196ZM212 199V198H211ZM215 199V198H214ZM103 200V199H102ZM171 200L172 199H170V204H171ZM195 200V199H194ZM213 200V199H212ZM192 203L194 202V201H192V200H190ZM196 201V202H197ZM214 201H216V199L214 200ZM214 201H212V202H214ZM148 202V203H147ZM174 202H175V200H174ZM199 202V201H198ZM198 202H197V204H198ZM218 202V201H217ZM220 202H221V200H220ZM235 202H236V200H235ZM187 203V202H186ZM105 204H106V202H105ZM219 204V203H218ZM217 204V205H218ZM236 205H237V203H235ZM162 205H163V207H162ZM173 205V203L171 204V206ZM176 205V204H175ZM184 205V206H183ZM193 205V204H192ZM214 205H216V202H215V204ZM213 205V206H214ZM220 205V204H219ZM218 205V206H219ZM106 206V205H105ZM113 206H115L114 204H113ZM168 206V205H167ZM194 206V205H193ZM196 206V205H195ZM221 206V205H220ZM168 207H170V206H168ZM196 207H198V206H196ZM214 207H216L215 209H216V212H217V206H214ZM222 207H224L223 205H222ZM171 208H173V207H170V209ZM175 208V207H174ZM191 208H193V207H191ZM195 208V207H194ZM237 207H235V211L237 210L236 209ZM165 209H167V207L165 208ZM104 212H106L104 209H102ZM163 209H161V211H162ZM175 210V209H174ZM177 210V209H176ZM195 210V209H194ZM196 210H198V208L196 209ZM195 210V211H196ZM219 210V209H218ZM112 211V210H111ZM148 211V212H147ZM155 211V213H158V212H156ZM160 211V212H161ZM167 211V210H166ZM191 211V210H190ZM194 211V212H195ZM163 212H164V210H163ZM168 212V211H167ZM171 212V211H170ZM177 212V211H176ZM189 212V211H188ZM219 212H221V211H219ZM219 212H217V213H219ZM223 212V211H222ZM262 212V211H261ZM99 213H101V212H99ZM154 213V214H155ZM190 213V212H189ZM192 213V212H191ZM216 213V214H217ZM238 213L239 214H241L240 213V211L239 212H237V216H238ZM256 213V212H255ZM115 214V213H114ZM161 214L162 215H164V213H162L161 212ZM165 214H167V213H165ZM169 214V213H168ZM167 214V215H168ZM174 214V213H173ZM199 215L200 214V212L199 211H197V213L196 214H194V215ZM216 214L214 215L215 217H216ZM220 214V213H219ZM100 215V214H99ZM110 215V214H109ZM162 215H160V213H159V216H162ZM172 217H173V215L172 214H170ZM179 215L180 214H178V217H179ZM190 215V214H189ZM193 214L191 215V219H192V217L194 216ZM201 215V217L203 218V215L202 214H200ZM199 215V216H200ZM222 215H223V213H222ZM222 215H220L219 217H221ZM224 215H226V214H224ZM227 215H226V217H227ZM261 215V214H260ZM102 216V215H101ZM110 216H112V215H110ZM158 216V215H157ZM156 216V217H157ZM165 216V215H164ZM170 216V217H171ZM175 216V215H174ZM176 216H177V214H176ZM175 216V217H176ZM198 216V217H199ZM218 216V215H217ZM237 216H236V218H237ZM178 217H177V219H178ZM201 217H199L201 220H199V222L201 221L202 222V218ZM223 217V216H222ZM221 217V219H223ZM98 218V217H97ZM114 218V217H113ZM149 218V217H148ZM153 218V217H152ZM155 218V217H154ZM158 218H160V217H158ZM157 218V219H158ZM166 218V217H165ZM197 218V217H196ZM198 218V219H199ZM261 218H262V216H261ZM101 219H103V220H101ZM99 221V224H96V226H95V235H96V238H97V241H98V247H99V249L101 250L100 252L102 253V256H103V258H104V260L105 261H102V262H105V263H107V264H124L126 261H127V259L128 258H134V253H135V251L136 250H134V251H132V249L131 250H129V245H126V246H128L127 247V249H126V247L124 248V245L122 244H120L119 243V241H118V239L115 237V235H116V231H115V229L113 228L114 226H113V224H111V222H110V220L109 219H111V217H108V214L107 215H104V217L103 218H101ZM150 219V218H149ZM148 219V220H149ZM161 219V218H160ZM162 219H163V217H162ZM168 219V218H167ZM173 219H174V217H173ZM172 219V220H173ZM177 219H176V221H177ZM194 219V218H193ZM216 219V218H215ZM147 220V219H146ZM154 220V219H153ZM153 220H151V221H153ZM159 220V219H158ZM158 220H156V221H158ZM196 220V219H195ZM116 221V220H115ZM163 221H164V219H163ZM175 221V222H176ZM192 221V220H191ZM227 221H225L226 222V224H227ZM260 221V220H259ZM180 222V221H179ZM179 222H176V223H179ZM200 222V223H201ZM205 222L206 221H204V223H203V225L202 226H204V228H205V226L206 225H204L205 224ZM147 223H149V222H147ZM146 223V224H147ZM151 223V222H150ZM149 223V224H150ZM161 223V222H160ZM163 223V222H162ZM167 223V222H166ZM210 223V222H209ZM230 223H229V228L231 227L230 226ZM146 224H145V226H146ZM169 224H170V222H169ZM174 223H172L171 225H173ZM180 224V223H179ZM206 224H207V226H209L208 225V223L206 222ZM239 224H241L242 225V223L240 222ZM263 224V223H262ZM148 225V224H147ZM155 225H156V223H155ZM166 225V224H165ZM194 225V224H193ZM200 225V226H201ZM152 226V225H151ZM151 226H150V228H151ZM154 226V225H153ZM157 226H159L160 227V225H156V228H157ZM174 226V225H173ZM180 226V227H181ZM191 226H192V224H191ZM195 226V225H194ZM196 226H197V224H196ZM201 226V227H202ZM212 226V225H211ZM134 227V226H133ZM159 227H158V229H159ZM163 227H165V226H163ZM162 227V228H163ZM166 227H167V225H166ZM177 227V226H176ZM228 227H227V229H228ZM131 228V227H130ZM155 228V227H154ZM199 228V227H198ZM204 228H203V230H204ZM210 228V227H209ZM212 228H214V227H212ZM211 228V229H212ZM240 228V227H239ZM238 228V229H239ZM119 229V228H118ZM145 229V228H144ZM147 229V228H146ZM177 229H179V227L177 228ZM176 229V230H177ZM185 229V228H184ZM190 229H191V233H192V229H193V227L191 228L190 227ZM189 229V230H190ZM194 229H196V228H194ZM201 230H202V228H200ZM237 229V228H236ZM132 230V229H131ZM147 230H149V228L147 229ZM153 230H156L157 231V229H152V231ZM162 230H164V229H162ZM186 230H187V228H186ZM201 230H199L200 232H201ZM206 230L208 231V228H206ZM206 230H204V231H206ZM215 230V229H214ZM120 231V230H119ZM135 231V230H134ZM137 231H139V228H138V230ZM145 231V230H144ZM158 231H160V230H158ZM157 231V232H158ZM164 231H166V230H164ZM210 232H208V234L207 233H205V234H207V235H209V234H211L212 233V231L211 230H209ZM229 231H230V229H229ZM231 231H232V229H231ZM231 231L228 233V234H230L231 233ZM236 231V230H235ZM234 231V232H235ZM250 231V230H249ZM116 232V233H115ZM142 232V231H141ZM150 232H151V230H150ZM183 232V231H182ZM181 232V233H182ZM198 232V231H197ZM214 232V231H213ZM240 232H241V230H240ZM242 232H243V230H242ZM125 233H127V232H125ZM129 233V232H128ZM134 233V232H133ZM137 234H138V236H139V233L138 232H136ZM159 233V232H158ZM157 233V234H158ZM161 233V232H160ZM168 233V232H167ZM171 233V232H170ZM194 233H196V232H194ZM236 233V232H235ZM120 234V233H119ZM123 234V233H122ZM136 234V235H137ZM183 234V233H182ZM215 234H216V232H215ZM147 235V234H146ZM149 235H151L152 236V233H149ZM161 235V234H160ZM186 236H187V233L185 234ZM188 235H189V233H188ZM192 235H193V233H192ZM211 235H213V234H211ZM239 235H240V233H239ZM116 236H118V235H116ZM171 236V235H170ZM203 237V239L205 238L204 237V235H202ZM206 236V235H205ZM210 236V235H209ZM209 236H207V238H209ZM232 236V234H230L229 235V238ZM120 237V236H119ZM127 237V236H126ZM134 237V236H133ZM147 237H149L148 235H147ZM147 237H146V239H147ZM162 237H164V236H162ZM172 237V236H171ZM211 237V236H210ZM213 237V236H212ZM215 237V236H214ZM250 237V236H249ZM121 238V237H120ZM153 238H156V237H153ZM152 238V239H153ZM164 238H167V237H164ZM188 238H190L189 236H188ZM192 238V237H191ZM195 238V237H194ZM198 238V237H197ZM201 237H200V239H202ZM234 240H235V238L234 237H232ZM95 239V238H94ZM117 239V240H116ZM130 239V238H129ZM143 239H144V241H146L145 240V238L143 237ZM152 239H150L151 241H152ZM171 239H173V238H171ZM193 239V238H192ZM203 239H202V241H203ZM206 239V238H205ZM212 240H213V238H211ZM236 239H238V238H236ZM241 239V238H240ZM128 240V239H127ZM148 240V239H147ZM156 240V239H155ZM190 240V239H189ZM198 240V239H197ZM207 240V239H206ZM229 240V239H228ZM232 240V239H231ZM239 240V239H238ZM125 241V240H124ZM137 241V240H136ZM143 241V242H144ZM163 241V240H162ZM161 241V242H162ZM169 241V240H168ZM182 241V240H181ZM180 241V242H181ZM186 241V240H185ZM193 241V240H192ZM192 241H191V244H192ZM199 241V240H198ZM198 241H196V242H198ZM201 241V242H202ZM205 241V240H204ZM202 242V243H205V242ZM209 241H210V239H209ZM208 241V242H209ZM241 241V240H240ZM121 242V241H120ZM135 242V241H134ZM139 242H140V240H139ZM148 242H149V240H148ZM156 242V241H155ZM170 242V241H169ZM169 242H167V243H169ZM171 242H173V241H171ZM188 242V241H187ZM187 242L185 243V246L187 245ZM201 242H199V243H201ZM229 242V241H228ZM233 242V241H232ZM237 242V241H236ZM235 241H234V244L236 243ZM142 243V242H141ZM145 243V242H144ZM143 243V244H144ZM150 243V242H149ZM152 243V242H151ZM184 243V242H183ZM189 243V242H188ZM212 243H213V241H212ZM211 243V244H212ZM230 243H231V241H230ZM238 243V242H237ZM241 243V242H240ZM95 244V243H94ZM97 244V243H96ZM96 244L94 245V246H96ZM126 244V243H125ZM127 244H129L128 242H127ZM133 244V243H132ZM137 244V243H136ZM140 244V243H139ZM143 244H141V245H143ZM148 244V243H147ZM162 244V243H161ZM164 245H165V242L163 243ZM162 244V245H163ZM182 244V243H181ZM180 244V245H181ZM197 245H198V243H196ZM208 244V243H207ZM210 244V242H209V246L211 245ZM217 244V243H216ZM229 244V243H228ZM233 244V245H234ZM135 245V244H134ZM153 245H158V243L156 242L155 244H153ZM168 245V244H167ZM166 245V246H167ZM202 245V244H201ZM205 245V244H204ZM237 245V244H236ZM235 245V246H236ZM238 245H240L239 243H238ZM172 246V245H171ZM182 246H183V244H182ZM192 246V245H191ZM213 246V245H212ZM215 246V245H214ZM231 246H232V244H231ZM133 247V246H132ZM154 247V246H153ZM159 247V246H158ZM167 248V247H166ZM183 248H185V247H183ZM187 248V247H186ZM185 248V249H186ZM189 248V247H188ZM233 248H234V246H233ZM235 248H237V246L235 247ZM98 249V250H99ZM134 249V248H133ZM137 249V248H136ZM168 249V248H167ZM166 249V250H167ZM173 249V248H172ZM190 249V248H189ZM193 249V248H192ZM202 249V248H201ZM128 250V251H127ZM155 251H156V249H154ZM214 250V249H213ZM164 251V250H163ZM179 251V250H178ZM180 251H181V249H180ZM190 251V250H189ZM204 251V250H203ZM206 251H207V249H206ZM94 252V251H93ZM96 252V251H95ZM122 252V253H121ZM124 252H128V253H130V256H128V255H126ZM158 252H160L161 253V255H163V256H165L164 255V252H162V250H161V248L160 249H158ZM166 253H167V251H165ZM175 252V251H174ZM185 252V251H184ZM190 252H192V251H190ZM194 252V251H193ZM230 252H232V249H231V251ZM119 253L121 254L120 256H122L123 255V258H121V257H119ZM171 253V252H170ZM176 254L178 253V252H175ZM234 253V252H233ZM97 254V253H96ZM174 254V253H173ZM179 254H180V252H179ZM187 254H189V252L187 253ZM195 254V253H194ZM234 254H236V253H234ZM98 255H100V254H98ZM167 255V254H166ZM175 255V254H174ZM183 255H184V253H183ZM182 255V256H183ZM196 255L198 256V253L196 252ZM231 255H232V253H231ZM11 256V255H10ZM9 256V257H10ZM96 256V255H95ZM185 256H186V254H185ZM188 256V255H187ZM190 256H193L192 254L190 255ZM195 256V255H194ZM176 257V256H175ZM177 257H178V255H177ZM179 257H181V256H179ZM199 257V256H198ZM197 257V258H198ZM7 258V257H6ZM12 259H13V257H11ZM97 258V257H96ZM99 258V257H98ZM187 258V262H188V257H186ZM235 258V257H234ZM99 259H101V258H99ZM177 259H179V258H177ZM184 259H185V257H184ZM195 259H196V257H195ZM189 260H190V258H189ZM239 260V259H238ZM184 261V260H183ZM192 261H194V260H192L191 259V262ZM234 261V260H233ZM97 262H99V261H97ZM190 262V263H191ZM182 263V262H181ZM180 263V264H181ZM196 264V261L195 262H193V264ZM234 263H236V262H234ZM103 264V263H102ZM187 264V263H186ZM192 264V263H191ZM201 264V263H200ZM237 264H238V261H237Z\"/></svg>", "mask_w": 264, "mask_h": 264}]
</instances>
